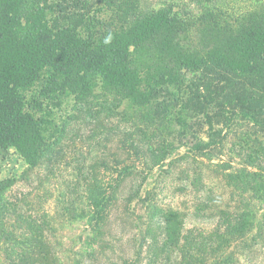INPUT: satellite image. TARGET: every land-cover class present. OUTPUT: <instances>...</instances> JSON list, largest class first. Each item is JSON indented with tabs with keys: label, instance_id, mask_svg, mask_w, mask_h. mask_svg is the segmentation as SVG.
Listing matches in <instances>:
<instances>
[{
	"label": "trees",
	"instance_id": "1",
	"mask_svg": "<svg viewBox=\"0 0 264 264\" xmlns=\"http://www.w3.org/2000/svg\"><path fill=\"white\" fill-rule=\"evenodd\" d=\"M37 2L0 0L1 148L15 146L34 165L43 142L39 124L27 108L37 106L40 97L55 89L67 90L78 99L87 96L89 74L95 73L105 86L117 88L139 108L149 109L154 102V112L149 113L146 122L160 119L175 122L181 129L177 136L157 131L136 139L146 147L142 150L146 161L122 165V190L117 194L88 196L91 209L86 214L90 223L87 226L96 245L90 255L111 254L122 264H242L233 255L242 247L247 256L255 250L260 252L261 258L249 264H264L263 169L251 170L254 168L249 164L233 171H228L232 166L224 168L221 176L235 182L242 191L230 192L229 201L238 200L242 206L232 207L228 200L222 203L221 198L216 227L210 232L182 231L183 214L191 209L189 216H196L207 207L202 202L190 204L185 211L162 207L161 219L153 218L156 187L147 188L144 178L155 166L172 170L178 165V157L172 155L177 149L174 141L180 143L185 139L184 130L194 120H200L209 129L216 120L234 135L238 134L232 131L238 127L237 118L257 124L254 131L259 136L251 139L245 134L239 144H234L240 151L250 141L257 144L263 137L264 7L263 11L248 13L234 23L197 18L195 25L167 9L137 12L136 6L135 11L132 6L125 13L121 8L125 4L97 0L85 5L86 14L69 16L76 22L52 29L40 16ZM108 10L121 13L115 20H108ZM80 25L84 27V37L76 31ZM109 36L110 42L105 43ZM42 70L45 74L41 83L33 87ZM27 87L33 88L25 99L19 90ZM159 96L160 100H156ZM192 135L194 142L183 155L193 162L183 170L186 178L197 183L203 178H216L219 173L212 167L221 164L212 162L217 157L212 151L223 149L224 141L208 136L204 140L195 131ZM136 177L142 179L137 181ZM132 199L135 202L130 206ZM107 226L117 228L108 234ZM125 226H132L137 232L133 242L138 252L134 259L118 243ZM111 240L113 244L109 243ZM143 251L151 254L143 258Z\"/></svg>",
	"mask_w": 264,
	"mask_h": 264
},
{
	"label": "rangeland",
	"instance_id": "2",
	"mask_svg": "<svg viewBox=\"0 0 264 264\" xmlns=\"http://www.w3.org/2000/svg\"><path fill=\"white\" fill-rule=\"evenodd\" d=\"M37 1L38 8L41 7L40 16L52 29L76 22L69 18L71 14H86L85 5L97 2ZM115 1L119 5H127L121 7L125 13L126 8L132 6L133 10L136 6L137 12L167 9L171 14L187 19L190 24L194 22L195 25L197 18L207 22L216 19L234 23L248 13L263 11L264 7V0ZM36 5L33 7L35 10ZM120 13L108 10L105 17L115 20ZM76 31L80 36H85L83 26L80 25ZM44 74L42 70L39 78L33 82V87L41 83ZM88 80L90 91L85 97L78 99L67 90L55 89L47 96L40 97L37 106L26 107L39 124L43 142L33 160L34 165L15 146L5 149L0 147V180L3 182L0 189V264H122V260L111 254L98 252L96 257L90 255L96 245L95 239L91 238L90 227L87 226L90 223L86 214L91 209L88 196L99 197L110 192L117 194L122 190V165L146 161L142 151L146 147L136 142V139L154 135L157 131L161 135L168 131L177 136L181 129L175 122H163L160 119L155 123L149 120L146 122L147 116H151L149 113L154 112V102L149 105V109L143 106L139 108L117 88L105 86L98 74H89ZM33 87L22 88L19 93L28 99ZM236 122L238 127L232 131H238V134L234 135V132L222 128L216 120L212 129L200 120H194V124L184 130L187 132L185 139L180 143L174 141L177 149L172 155L178 157V165L172 170L165 169L167 166L163 167L164 170L155 166L144 177L147 188L156 187L155 202L151 209L153 218L161 219L159 211L162 207L187 210L190 204L202 202L207 205L201 210L202 213L200 211L196 216H189L193 212L191 209L184 213L185 216L182 213V231H214L218 209L225 200L229 201L228 194L242 193L235 182L221 176L224 168L232 166L228 171H233L249 164L254 168L251 170L258 171L257 167L263 169L264 176V135L260 136L257 144L250 141L248 147L240 151L234 144H239L245 136L251 139L256 137L258 134L254 130H257V124L253 125L242 118H237ZM194 131L204 140L210 137L215 140L222 138L224 141L223 149L212 151L213 154L217 153L212 162L221 164V167H212L219 173L218 176L208 180L203 178L204 182L202 180L200 183L192 182V178H186L183 172L185 167L193 163L192 158L183 155L187 146L194 142ZM136 178L137 181L142 179ZM190 182L195 185L190 186ZM129 188L132 192V187ZM221 198L222 203L219 202ZM228 205L235 207L240 204L236 200L229 201ZM115 228L107 226L105 230L109 234ZM122 230L125 233L118 243L124 245L130 258L134 259L138 252L133 242L136 229L125 226ZM109 243L114 242L111 240ZM141 254L145 258L151 252L143 251ZM233 255L242 264L261 258L257 250L247 256L242 247Z\"/></svg>",
	"mask_w": 264,
	"mask_h": 264
},
{
	"label": "clouds",
	"instance_id": "3",
	"mask_svg": "<svg viewBox=\"0 0 264 264\" xmlns=\"http://www.w3.org/2000/svg\"><path fill=\"white\" fill-rule=\"evenodd\" d=\"M110 40H111V37L109 36V37H107L106 39H105V43H109L110 42Z\"/></svg>",
	"mask_w": 264,
	"mask_h": 264
}]
</instances>
